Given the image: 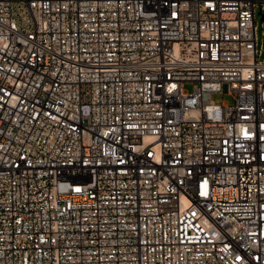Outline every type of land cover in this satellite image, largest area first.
<instances>
[{"label":"built area","instance_id":"obj_1","mask_svg":"<svg viewBox=\"0 0 264 264\" xmlns=\"http://www.w3.org/2000/svg\"><path fill=\"white\" fill-rule=\"evenodd\" d=\"M258 16L0 0V264H264Z\"/></svg>","mask_w":264,"mask_h":264},{"label":"rangeland","instance_id":"obj_2","mask_svg":"<svg viewBox=\"0 0 264 264\" xmlns=\"http://www.w3.org/2000/svg\"><path fill=\"white\" fill-rule=\"evenodd\" d=\"M259 17V16H258ZM264 26H262V21L261 18L259 17V21H258V45L262 46V50L264 52ZM185 90L188 92H193V85L190 83H187L185 85ZM212 99L217 102V103H229L231 104L233 102L232 97L228 94H214L212 96Z\"/></svg>","mask_w":264,"mask_h":264}]
</instances>
